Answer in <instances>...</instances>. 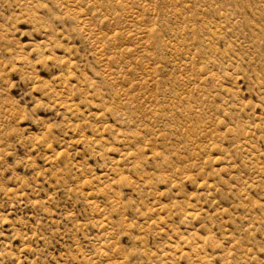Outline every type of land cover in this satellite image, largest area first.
Here are the masks:
<instances>
[{
  "label": "rangeland",
  "instance_id": "obj_1",
  "mask_svg": "<svg viewBox=\"0 0 264 264\" xmlns=\"http://www.w3.org/2000/svg\"><path fill=\"white\" fill-rule=\"evenodd\" d=\"M0 264H264V0H0Z\"/></svg>",
  "mask_w": 264,
  "mask_h": 264
}]
</instances>
